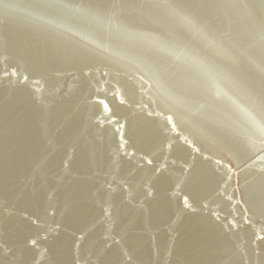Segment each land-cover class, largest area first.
<instances>
[{
    "label": "water",
    "instance_id": "obj_1",
    "mask_svg": "<svg viewBox=\"0 0 264 264\" xmlns=\"http://www.w3.org/2000/svg\"><path fill=\"white\" fill-rule=\"evenodd\" d=\"M0 264H264V0H0Z\"/></svg>",
    "mask_w": 264,
    "mask_h": 264
}]
</instances>
